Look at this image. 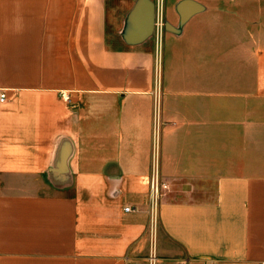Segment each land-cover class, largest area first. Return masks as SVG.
<instances>
[{"label": "crops", "instance_id": "0c3cea01", "mask_svg": "<svg viewBox=\"0 0 264 264\" xmlns=\"http://www.w3.org/2000/svg\"><path fill=\"white\" fill-rule=\"evenodd\" d=\"M2 91L0 264H264V0H0Z\"/></svg>", "mask_w": 264, "mask_h": 264}, {"label": "built area", "instance_id": "2783aa9c", "mask_svg": "<svg viewBox=\"0 0 264 264\" xmlns=\"http://www.w3.org/2000/svg\"><path fill=\"white\" fill-rule=\"evenodd\" d=\"M156 74L159 75L158 67L156 68ZM158 90H160V88L157 84L156 91L158 92ZM4 101H5V92L2 91L0 92V103H3ZM149 187H150V199L153 202H156L161 196V191L166 189L167 186L163 184H159L158 180L152 179L149 181ZM125 211H128V208H126Z\"/></svg>", "mask_w": 264, "mask_h": 264}]
</instances>
